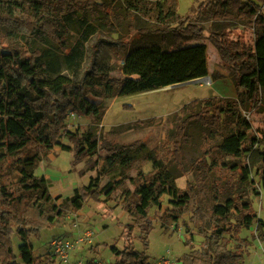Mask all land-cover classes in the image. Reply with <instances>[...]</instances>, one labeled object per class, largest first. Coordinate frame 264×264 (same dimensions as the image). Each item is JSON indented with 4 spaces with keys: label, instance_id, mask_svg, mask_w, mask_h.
<instances>
[{
    "label": "trees",
    "instance_id": "obj_1",
    "mask_svg": "<svg viewBox=\"0 0 264 264\" xmlns=\"http://www.w3.org/2000/svg\"><path fill=\"white\" fill-rule=\"evenodd\" d=\"M259 1L207 0L198 7L200 17L214 19L210 39L229 66L235 86L239 88L243 81L248 82L246 95L254 105H258L260 93L264 91V0ZM52 2L55 3L53 0L48 1ZM64 2L67 3V0L62 4ZM128 3L131 7L139 6L138 0ZM157 3L162 5L159 17L163 26L159 31L173 32L176 46L167 49L161 44L144 43L132 47L124 60L125 77L117 80V87L109 83L105 85L108 96L146 92L209 75L207 45L184 44L186 37L200 36L203 28L182 18L178 0H161ZM235 18L250 27L252 34L248 35L246 30L243 35L229 39L232 32L227 29ZM11 19L16 18L6 3L0 0V21ZM90 33L92 30L88 29L75 46L64 47L65 62L70 70L80 67L85 55V39ZM92 49L96 51L97 46ZM38 57L35 52L29 53L17 46H0V264H35L34 244L29 241V236H39L44 226L54 224L62 216L49 193L48 178L34 173L41 160L42 150H51L59 144L56 135L69 113L88 114L97 120L101 119L102 106L96 103L94 89L89 83L83 79L74 80L65 74L52 76L45 73L47 64L39 61ZM91 61L93 64L94 55ZM240 118L243 116L236 100L214 96L195 99L176 112L175 127L167 135L173 159L181 169L184 165L183 145L188 139L192 122H199L213 133L226 132L219 143H204V155L194 164L199 167V171L196 167L194 170L201 173L198 190L207 192L208 175L204 174L203 165H206L208 158L212 159L205 170L214 172L220 182L217 188L214 183L211 187L218 201L224 199V203L214 206L219 223L213 222L204 213L195 187L189 185L185 189L179 188L172 182L173 177L162 162L150 172L140 169L135 177H130L134 188L124 178L100 186L101 176L98 175L83 188L84 192L76 188L69 201L80 210L87 198L108 202L121 191L125 210L138 221L144 222L143 229L147 235L152 228L150 210L162 204L164 195H170L179 210L193 213L200 234L205 238L206 248L183 254L180 264H238L243 257L242 252L228 249L219 239L230 230L237 233L235 238L240 239L239 232L244 227H250L256 215L252 200L241 186L242 180H249L251 166L242 163L240 158L254 151L259 139L249 134L246 119ZM161 121V117H153L138 120L132 125L147 127ZM68 137L77 147L75 161L92 156L99 147L92 132H87L84 137L68 132ZM144 145L137 141L128 145H108L106 160L110 164L129 165L134 162V155L143 152ZM62 147L72 150L70 146ZM228 156L235 159L228 160ZM261 156L263 166L260 179L264 186V153ZM145 158L153 159L152 156ZM10 171L19 172L20 177L16 182L10 180ZM236 174L240 178L236 179ZM102 194L106 197L102 198ZM233 208H240L235 221L231 220ZM173 218L177 220L179 215ZM208 228L213 230L212 234L208 233ZM126 230L128 232L124 234V241H130L124 248L111 246L117 256L115 264H152L144 251L135 249L131 239L133 224H128ZM14 235L21 241L17 251ZM144 244L146 248L149 246L147 241ZM86 264L96 263L90 260Z\"/></svg>",
    "mask_w": 264,
    "mask_h": 264
},
{
    "label": "rangeland",
    "instance_id": "obj_2",
    "mask_svg": "<svg viewBox=\"0 0 264 264\" xmlns=\"http://www.w3.org/2000/svg\"><path fill=\"white\" fill-rule=\"evenodd\" d=\"M2 1L16 19L0 21V46L13 45L29 53L35 52L39 61L47 64L45 73L49 75L65 74L74 80H85L94 89L96 103L102 106L99 120L88 114L69 113L56 135L59 144L51 150H42L41 160L34 173L48 178L49 193L56 206H59L62 216L54 224L44 226L39 236H29V241L34 244L35 264H62L52 254L51 242L56 237H66L73 242L72 261L86 264L92 260L96 264H115L117 256L111 246L116 245L122 249L130 241H124L128 224L134 227L131 239L135 249L144 251L152 264H180L183 254L205 249V238L200 234L193 213L179 210L170 195H164L162 204L150 210L152 228L147 235L143 229L144 222L138 221L125 210L121 191L108 202L87 198L80 210L71 204L69 198L74 195L76 188L84 192L83 188L98 175L101 176L100 186L124 178L134 188L130 177H135L140 169L150 172L162 162L171 173L172 182L179 188L185 189L189 185L195 187L204 213L213 222L219 223L214 206L216 203H224V199L218 201L211 187L214 183L217 188L220 182L214 172L205 170L212 159L208 158L206 165H203L206 171L204 174L208 175L207 192L198 190L201 173L194 170L196 167L199 171V167L194 164L204 155V143L211 141L217 144L226 132L213 133L199 122H192L188 129V139L183 145L182 170L176 165L171 153L172 147L167 141V135L175 127L176 112L192 100L212 96L238 101L243 116L240 120L245 118L249 134L259 139L254 151L240 158L242 163L251 166L249 180H242L241 186L254 204L255 218L250 227H244L239 232L240 239L235 238L237 233L230 230L219 241L232 251L242 252L243 257L238 264H264V186L260 179L263 166L261 155L264 153V91L260 93L258 105H254L246 95L248 82L243 81L239 88L235 86L229 66L210 39L214 19L205 20L198 14V7L207 0L178 2L182 18L203 28L200 36L186 37L184 44L207 45L209 75L196 82L121 96H108L105 85L109 83L117 87V80L125 77L124 60L132 47L144 43L161 44L167 49L176 46L173 32L159 31L163 26L159 17L162 5L157 2L161 0H138L137 7L129 5L128 2L132 0H67L68 4H62L65 0H53L55 3H48L49 0ZM88 29L92 33L85 39L84 59L80 67L72 71L65 62L64 47L75 46ZM246 30L248 35L252 34L250 27L235 18L230 21L227 29L232 32L228 38L243 35ZM93 46H97L96 51H93ZM92 55L95 57L93 64ZM108 78H112L113 82ZM153 117H161L162 121L147 127L132 125L138 120ZM68 132L77 133L81 137L92 132L99 143L96 153L82 161H78V158L75 161L77 147L70 141ZM136 141L145 145L143 152L134 155V162L125 166L108 163L106 146L128 145ZM62 145L70 146L72 150H64ZM147 156L153 159L147 160ZM227 159L235 158L228 156ZM19 177V172L14 171L11 172L10 180L16 182ZM235 178L240 176L236 174ZM101 197L106 196L102 194ZM239 213L240 208H233L231 220L235 221ZM177 215L179 219L176 220L173 216ZM208 233L212 234L213 230L208 228ZM13 240L17 251L20 238L14 235ZM145 241L149 243L147 248Z\"/></svg>",
    "mask_w": 264,
    "mask_h": 264
},
{
    "label": "built area",
    "instance_id": "obj_3",
    "mask_svg": "<svg viewBox=\"0 0 264 264\" xmlns=\"http://www.w3.org/2000/svg\"><path fill=\"white\" fill-rule=\"evenodd\" d=\"M72 241L66 237H56L51 242L53 247V256L62 264H83L81 261L75 262L71 260Z\"/></svg>",
    "mask_w": 264,
    "mask_h": 264
},
{
    "label": "water",
    "instance_id": "obj_4",
    "mask_svg": "<svg viewBox=\"0 0 264 264\" xmlns=\"http://www.w3.org/2000/svg\"><path fill=\"white\" fill-rule=\"evenodd\" d=\"M199 80L200 79L198 78V79H193V80H189V81H186V82H196V81H199ZM186 82H181V83H186ZM181 83H176V84H173V85H170V86L178 85V84H181Z\"/></svg>",
    "mask_w": 264,
    "mask_h": 264
}]
</instances>
